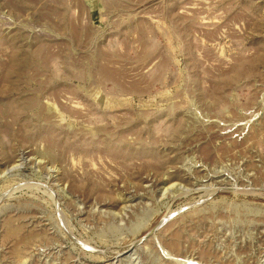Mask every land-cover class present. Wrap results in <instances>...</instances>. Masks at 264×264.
Here are the masks:
<instances>
[{
	"label": "rangeland",
	"instance_id": "1",
	"mask_svg": "<svg viewBox=\"0 0 264 264\" xmlns=\"http://www.w3.org/2000/svg\"><path fill=\"white\" fill-rule=\"evenodd\" d=\"M0 264H264V0H0Z\"/></svg>",
	"mask_w": 264,
	"mask_h": 264
}]
</instances>
